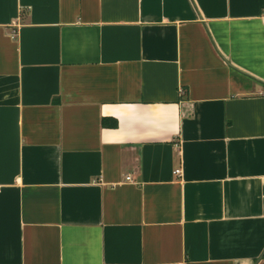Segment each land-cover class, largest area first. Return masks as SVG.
I'll return each instance as SVG.
<instances>
[{
  "label": "crops",
  "instance_id": "crops-1",
  "mask_svg": "<svg viewBox=\"0 0 264 264\" xmlns=\"http://www.w3.org/2000/svg\"><path fill=\"white\" fill-rule=\"evenodd\" d=\"M0 264H264V0H0Z\"/></svg>",
  "mask_w": 264,
  "mask_h": 264
},
{
  "label": "built area",
  "instance_id": "built-area-1",
  "mask_svg": "<svg viewBox=\"0 0 264 264\" xmlns=\"http://www.w3.org/2000/svg\"><path fill=\"white\" fill-rule=\"evenodd\" d=\"M175 175L180 176V175H181V170H177V171H175ZM127 180L130 181L131 178H128Z\"/></svg>",
  "mask_w": 264,
  "mask_h": 264
}]
</instances>
